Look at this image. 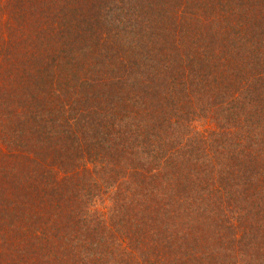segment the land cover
<instances>
[{
    "label": "trees",
    "instance_id": "16d2710c",
    "mask_svg": "<svg viewBox=\"0 0 264 264\" xmlns=\"http://www.w3.org/2000/svg\"><path fill=\"white\" fill-rule=\"evenodd\" d=\"M0 264H264V0H0Z\"/></svg>",
    "mask_w": 264,
    "mask_h": 264
}]
</instances>
